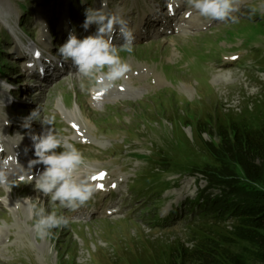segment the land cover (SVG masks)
Instances as JSON below:
<instances>
[{"label":"rangeland","instance_id":"1","mask_svg":"<svg viewBox=\"0 0 264 264\" xmlns=\"http://www.w3.org/2000/svg\"><path fill=\"white\" fill-rule=\"evenodd\" d=\"M101 1L0 0V81L14 85L0 89V160L19 162L18 154L31 158L27 163L36 159L30 136L44 128L22 125L39 108L41 118L54 117L57 132L83 153L93 177L105 174L92 177L97 190L76 211L58 203L53 208L34 180L10 175L20 183L0 186V264H166L174 249L192 247L199 225L190 224L186 210L207 186L193 171L206 161L198 126L264 113V13L248 18L264 0H244L238 23L215 21L206 31L136 39L131 54L120 52L131 71L108 94L92 89L71 63L74 72L52 87L24 75L14 52L28 43L57 52L58 10L72 6L84 20L83 11ZM103 1L133 25L165 0ZM193 23L200 29L202 20ZM35 166L38 175L44 166ZM25 197L68 217L69 226L39 239Z\"/></svg>","mask_w":264,"mask_h":264},{"label":"clouds","instance_id":"2","mask_svg":"<svg viewBox=\"0 0 264 264\" xmlns=\"http://www.w3.org/2000/svg\"><path fill=\"white\" fill-rule=\"evenodd\" d=\"M190 9L200 17L210 21L238 23V13L244 6V0H186ZM103 0L100 8H86L85 20L81 27L87 32L93 25L96 31L78 39L75 30L69 32L66 42L59 47L60 56L65 62L70 61L76 74L88 81L92 89L108 94L116 86L117 81L126 77L131 71L130 65L122 59L120 52L129 54L133 51L134 35L128 28L127 21L117 15L106 14ZM257 11L264 13V5L249 9V19ZM119 33L123 43L117 47L114 38ZM81 83V89L85 88ZM14 85L8 81H0V89L10 91ZM33 122H39L44 130L39 134H31L35 160L32 165L41 164L43 171L35 177L34 187L38 193L49 198L50 205L76 211L90 201L97 185L92 183L95 174L83 153L71 142L69 137L61 136L54 127V117L41 118L39 108L24 118L23 127L30 129ZM51 126V127H46ZM62 149V151H57ZM0 145V152H3ZM18 166L17 160L9 156L0 160V186L10 188L13 184L9 177L14 168ZM40 200L39 197L36 198ZM28 213L33 219L32 231L41 240L50 237L54 229L69 226V218L58 215L55 210L47 212L42 203L33 202L30 197L23 198ZM18 201L15 207H19Z\"/></svg>","mask_w":264,"mask_h":264},{"label":"trees","instance_id":"3","mask_svg":"<svg viewBox=\"0 0 264 264\" xmlns=\"http://www.w3.org/2000/svg\"><path fill=\"white\" fill-rule=\"evenodd\" d=\"M198 129L206 161L193 171L207 186L186 206L190 224L199 222L195 242L174 249L166 264H264V113Z\"/></svg>","mask_w":264,"mask_h":264},{"label":"bare ground","instance_id":"4","mask_svg":"<svg viewBox=\"0 0 264 264\" xmlns=\"http://www.w3.org/2000/svg\"><path fill=\"white\" fill-rule=\"evenodd\" d=\"M184 8H185L184 6L183 7H176V6L172 7L170 10V13L165 17L166 23H170V21H174V22L177 21V23L182 24L183 23V13L181 11ZM103 11L105 12V10H103ZM105 13L108 14L107 12H105ZM126 21H127V25L129 26L130 23L132 22V19L129 18V20L127 19ZM192 27L197 28L195 26H192ZM135 29H136L137 35L141 34L142 29L140 26H138V28L136 27ZM139 36H141V35H139Z\"/></svg>","mask_w":264,"mask_h":264},{"label":"snow or ice","instance_id":"5","mask_svg":"<svg viewBox=\"0 0 264 264\" xmlns=\"http://www.w3.org/2000/svg\"><path fill=\"white\" fill-rule=\"evenodd\" d=\"M99 98V97H97ZM75 127V125L73 126ZM105 174L101 173L99 177H93V179H102L104 177ZM98 187H101L102 188V185H98Z\"/></svg>","mask_w":264,"mask_h":264}]
</instances>
